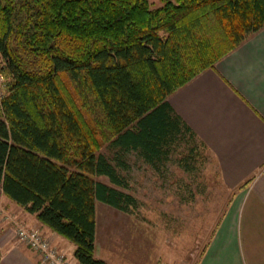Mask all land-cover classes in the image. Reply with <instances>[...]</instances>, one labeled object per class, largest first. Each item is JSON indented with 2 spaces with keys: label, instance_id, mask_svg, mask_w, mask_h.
<instances>
[{
  "label": "trees",
  "instance_id": "16d2710c",
  "mask_svg": "<svg viewBox=\"0 0 264 264\" xmlns=\"http://www.w3.org/2000/svg\"><path fill=\"white\" fill-rule=\"evenodd\" d=\"M263 27L264 0H0V193L77 264H110L97 202L138 207L132 154L160 171L184 143L192 166L196 135L169 96Z\"/></svg>",
  "mask_w": 264,
  "mask_h": 264
},
{
  "label": "crops",
  "instance_id": "0c3cea01",
  "mask_svg": "<svg viewBox=\"0 0 264 264\" xmlns=\"http://www.w3.org/2000/svg\"><path fill=\"white\" fill-rule=\"evenodd\" d=\"M168 101L185 127L195 133L199 147L194 160H189L192 166L187 162L190 147L183 143L158 172L168 171L176 164L193 173L203 153L215 161L224 185L236 190L202 264H264V27L220 59L214 68L200 72L178 88ZM104 207L116 209L97 202L96 253L98 220ZM21 226L42 231L78 263L74 243L1 192L2 264H44L39 251L18 239L16 228Z\"/></svg>",
  "mask_w": 264,
  "mask_h": 264
},
{
  "label": "rangeland",
  "instance_id": "374dc122",
  "mask_svg": "<svg viewBox=\"0 0 264 264\" xmlns=\"http://www.w3.org/2000/svg\"><path fill=\"white\" fill-rule=\"evenodd\" d=\"M5 91L0 73V95ZM195 164L193 173L176 164L160 173L132 154L131 169L124 171L130 184L126 192L135 196L138 207L100 210L96 255L110 264H202L236 190L224 185L211 155L201 153ZM98 179L109 183L105 176Z\"/></svg>",
  "mask_w": 264,
  "mask_h": 264
},
{
  "label": "built area",
  "instance_id": "2783aa9c",
  "mask_svg": "<svg viewBox=\"0 0 264 264\" xmlns=\"http://www.w3.org/2000/svg\"><path fill=\"white\" fill-rule=\"evenodd\" d=\"M18 236L22 242L41 253L45 264H77L66 251L54 246L39 230L22 227L18 230Z\"/></svg>",
  "mask_w": 264,
  "mask_h": 264
}]
</instances>
